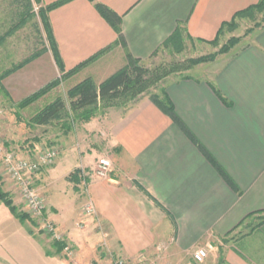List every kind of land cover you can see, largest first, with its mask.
<instances>
[{
    "label": "crops",
    "instance_id": "obj_1",
    "mask_svg": "<svg viewBox=\"0 0 264 264\" xmlns=\"http://www.w3.org/2000/svg\"><path fill=\"white\" fill-rule=\"evenodd\" d=\"M257 2L94 0L121 18L117 32L94 3L73 0L51 11L48 21L65 71L109 48L71 77L81 74V81L99 85L125 65L127 54L145 62L177 29L195 41H211L223 23ZM57 76L47 52L3 83L24 99ZM164 92L238 192L148 97L125 112L109 110L83 124L81 144L70 139L61 145L54 163L36 176L45 183L49 217L72 250L71 257H62L41 235L51 264H112L114 256L133 264H191L199 247L210 248L203 264H264V223L257 225L264 216L259 213L264 211V28L205 77L176 78ZM101 158L112 167L103 179L92 173ZM76 170L79 182L81 171L90 173L81 194L69 180ZM59 180L65 185L62 195L73 200L69 211L59 209L50 192ZM87 201L93 216L80 210ZM2 213L7 224L0 225V264H36L39 236L29 226H17L9 211Z\"/></svg>",
    "mask_w": 264,
    "mask_h": 264
},
{
    "label": "rangeland",
    "instance_id": "obj_2",
    "mask_svg": "<svg viewBox=\"0 0 264 264\" xmlns=\"http://www.w3.org/2000/svg\"><path fill=\"white\" fill-rule=\"evenodd\" d=\"M33 12L35 17L29 19L24 26H22L16 32L11 34L5 39L4 42L0 44V74L3 71L9 69L10 67L18 64L20 61L27 58L37 49H40V44L38 43L39 37L34 29V24L38 25L44 38L45 35L40 20L37 16L38 6L36 4H34ZM17 16L18 12L12 4V0H0V35L5 33L9 29V27L16 22L18 18ZM261 28H264V7L260 11L254 12V14L251 16L236 18L232 22L231 26L224 27L218 36L216 35L213 40L208 42L195 41L189 36L182 33L179 46H176V48L162 47L157 52V54H155L149 60L143 62L145 67L151 71V77L144 87L145 92H149L152 95H160L161 92L164 91L165 84L176 78L205 77L213 67L219 65L222 61H224L232 51L236 50L237 48L251 40L252 35ZM59 78L60 74L55 79L48 81L41 88ZM80 81L81 74H78L72 79L69 78L67 80H61L57 88L49 92L47 95H45L32 105L22 110L18 109L17 107V104L22 100V98H20L21 100L15 98L12 94L11 89L9 88V85H5V81L4 83L2 81V85L5 86L4 89L6 90V92H8L4 93L0 89V142L4 146V148L8 151L14 152L17 156L22 159H28L26 158L27 155H36L35 159L30 160H37L38 156L42 154L43 151L48 149H55L57 151L58 157L61 145H64L66 142H69L70 139H73L74 145L81 144V126L86 123L79 122L80 119L78 118L74 120L75 113L73 111L69 110L70 119L64 123L57 122L51 124L50 126H37L30 122V118L34 114H36L44 106L52 102L56 97L63 98L66 104L68 105L69 101L67 98V91ZM145 92L143 94H145ZM146 97L148 96H145V98ZM132 105L133 104H131V101L128 100L125 104L123 102L120 103V105H117L116 107L110 106L108 108H102V106H99L95 110L93 119L105 117L109 110H118L120 112H125L124 109L127 108L129 110ZM127 109L125 110L127 111ZM70 125L72 126L71 129H66ZM84 137H86V135ZM54 161L49 165L40 168L38 172H36L30 177L32 187L40 194V196L45 202L44 219L48 220L51 219L49 217L50 213L47 206L48 195L45 191V183H41V181L39 180L36 181V176L40 174L42 170L51 166ZM96 165L97 163L95 164L94 172H92L95 176ZM111 168L112 167H110V169L107 171V176ZM89 176V172L86 173V171H81L80 182L78 183L80 194L82 188L86 186L87 179L89 178ZM57 183L58 184L51 186V195L54 196L56 198L57 203H59V209L63 210L64 212L69 211V209L72 208L71 205L73 203V200H70L68 195L66 197L62 195L61 192L63 191L65 185L60 180ZM0 191L2 193L7 194L11 201V204L15 208L17 216H20L24 220L23 224L17 222V226H20L22 229H26L27 226H29L33 228V230H35V232L39 236L38 238L36 237L38 239V245H36L38 253V255L36 256V264H51L50 260H46L44 258V256H46L47 250L44 245V240L40 236H44L53 244H62L53 242L50 237H48L43 232L41 220L34 218L27 211L19 195L17 187L6 174L1 161ZM57 191L60 192L61 195L57 194ZM87 202H84L82 204V207H80V210L84 215H86L84 212V205H86ZM2 211L5 212L4 214L6 216H9L6 207H4L3 204L0 202V225L7 224L3 217L4 215ZM93 214L89 216H93ZM260 219L261 217L258 218V220ZM53 224L58 230V232L61 233L57 228L56 224L54 222ZM60 254L62 257L69 258L64 254L63 250L60 252ZM119 258L120 257L117 256L112 257L111 263L114 264V262ZM123 260L127 264H133L131 263L133 261H128L124 258ZM90 263H93L92 260L89 261L87 264ZM191 264H194L193 261Z\"/></svg>",
    "mask_w": 264,
    "mask_h": 264
},
{
    "label": "trees",
    "instance_id": "obj_3",
    "mask_svg": "<svg viewBox=\"0 0 264 264\" xmlns=\"http://www.w3.org/2000/svg\"><path fill=\"white\" fill-rule=\"evenodd\" d=\"M73 0H57L48 5L42 6L41 0H12V4L17 9L18 18L15 23H13L9 29L0 35V44L5 41L7 37L16 32L19 28L24 26L29 19L35 17L34 15V4L38 6V18L40 20L41 26L44 31L45 38L43 37L37 24H34V29L39 37L40 49L34 51L24 60L20 61L18 64L10 67L9 69L3 71L0 74V89L7 93L2 85V81L8 76L12 75L16 71L22 69L32 61L36 60L46 52H50L54 63L59 71L60 78L56 79L46 86L38 90L37 92L31 94L30 96L22 99L18 104V109L22 110L32 105L49 92L54 90L60 84V81L67 80L82 69L87 67L89 64L96 61L102 55H104L109 48L99 51L94 56L90 57L88 60L79 63L71 70L65 71L63 62L59 55V51L54 40L52 30L48 21V14L71 2ZM91 3H94V0H88ZM264 7V0H259L256 5H252L242 11L237 12L229 22L223 23L218 32L217 36L221 33L222 29L226 26H231L232 22L238 17H247L254 14V12L260 11ZM94 8L100 17L105 20L112 28H115L118 32L119 26L121 23V18L114 13L112 10L106 6L94 3ZM183 30L177 29L174 33L162 44L163 48H176L180 45V40L182 37ZM186 35V34H185ZM119 41L122 42L121 36H119ZM161 47V48H162ZM151 77V71L145 67L143 62L133 58L130 54L126 55V63L123 67L117 70L115 73L110 75L107 79L102 81L99 85H96L90 78L84 79L71 87L67 91L68 105L65 100L61 97H56L52 102L44 106L36 114L30 118V122L37 126H50L53 123L57 122H66L70 119L69 110L73 111L75 114V119H80L79 122L88 123L94 117L95 110L97 107L102 106V108L116 107L120 103L124 104L130 100L131 104H136L143 97L148 96L149 99L155 104V106L165 115H167L171 121L179 127L185 135L196 144L199 149L202 151L203 155L207 161L215 168L217 173L221 178L227 183V185L233 189L235 192H238L233 181L228 177L225 171L214 161V159L206 153L200 146L197 144L196 140L191 136L185 126L182 124L180 119L176 116L174 112L173 105L169 100L168 96L164 91L160 95H152L149 92H145L144 87L148 80ZM188 78V77H182ZM145 92V94H143ZM218 95V93H217ZM219 96V95H218ZM220 97V96H219ZM223 102L226 103L224 99ZM132 105V106H133ZM127 109V108H125ZM124 109V111H126ZM128 110V109H127ZM77 119V120H78ZM73 120V119H72ZM70 120V121H72ZM69 124V123H68ZM72 125V124H71ZM68 126L66 129L70 130L72 126ZM79 171H74L70 176L69 180L75 184L79 183ZM0 201L8 209L10 214L16 218L19 222L23 223V219L20 216H17L14 206L11 204V201L7 194L0 191ZM259 212V213H263ZM264 223V216L261 217L258 224ZM256 225V226H257ZM56 246L57 252H61L63 246L54 244Z\"/></svg>",
    "mask_w": 264,
    "mask_h": 264
},
{
    "label": "built area",
    "instance_id": "obj_4",
    "mask_svg": "<svg viewBox=\"0 0 264 264\" xmlns=\"http://www.w3.org/2000/svg\"><path fill=\"white\" fill-rule=\"evenodd\" d=\"M57 157L55 149H48L42 152L37 160L22 159L14 152L8 151L0 142V161L5 169L6 174L15 184L19 195L25 205L27 211L38 220H41L43 232L50 237L55 243H61L63 252L66 256L71 257L72 251L65 243L64 237L58 232L53 222L44 219L45 202L40 194L32 187L31 176L38 172L40 168L52 163ZM111 164L108 160L101 158L97 161L96 176L98 178H106L107 171ZM84 212L86 215H92L94 209L91 203L84 205ZM209 247H199L192 254V261L194 264H202L208 257ZM114 264H127L123 259H117Z\"/></svg>",
    "mask_w": 264,
    "mask_h": 264
}]
</instances>
